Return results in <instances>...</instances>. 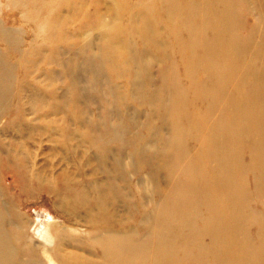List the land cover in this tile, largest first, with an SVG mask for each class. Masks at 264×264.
Wrapping results in <instances>:
<instances>
[{"label": "bare ground", "instance_id": "1", "mask_svg": "<svg viewBox=\"0 0 264 264\" xmlns=\"http://www.w3.org/2000/svg\"><path fill=\"white\" fill-rule=\"evenodd\" d=\"M159 1L137 9L103 0L100 28H112L113 38L103 35L101 44L85 43L87 49H100L89 51L83 64L93 80L101 79L97 98L103 118L89 120L92 130H100L95 151L102 156L106 177L119 179L118 191L123 192L128 175L139 166L132 161L154 146L148 144V131L126 137L136 123L133 118L126 131L117 127L119 110L113 104L118 80L126 78L128 95L135 100L127 113L143 119L144 109L153 108L154 85L160 82L149 69L148 43L157 48L153 54L158 60L166 56L159 50L163 43L158 44L165 39L172 59L161 76L169 84L161 92L160 134L167 128L170 138H161V150L155 151L164 160L155 166L149 159L147 174L136 178L142 216L149 222L146 233L136 238L103 221L105 231L100 228L94 235L103 262L82 264H264V0H161L158 9ZM124 21V27L118 25ZM0 37L7 38L1 32ZM110 65L119 69L109 73L110 80L102 79ZM72 74L86 103L81 122L89 116L95 94L78 86L76 70ZM8 75L0 72L1 79ZM142 123L145 130L152 125L149 119ZM132 142L130 149L126 144ZM151 191L158 196L154 202ZM10 215L0 203V264H19L21 258L12 243ZM43 238L51 242L45 233ZM29 264L37 263L32 258Z\"/></svg>", "mask_w": 264, "mask_h": 264}, {"label": "rangeland", "instance_id": "2", "mask_svg": "<svg viewBox=\"0 0 264 264\" xmlns=\"http://www.w3.org/2000/svg\"><path fill=\"white\" fill-rule=\"evenodd\" d=\"M150 1L108 3L139 9ZM160 1L158 9L163 8ZM104 7L103 0H0V32L7 36L0 37V72L9 73L6 79L0 78V203L13 218L9 225L12 243L21 256L19 264H29L32 258L37 264L103 262L94 239L98 229L105 231L103 221L115 229H126L136 238L144 235L149 226L142 216L141 190L136 178L141 172L147 174L149 159L155 166L163 162L155 151L161 150V138H170L167 128L160 134L161 92L169 84L161 76L172 59L168 55L170 48L165 39L158 41L159 45L163 43L159 50L166 56L155 60L153 52L157 48L148 43L149 69L160 82L154 85L153 91L158 94L152 98L153 108L144 109L143 119L127 113V107L134 109L135 100L128 95L126 78L121 76L118 80L113 104L119 110L117 127L126 131L133 118L136 123L133 130L129 127L126 137L139 138L148 131L152 136L148 144L154 146V150L146 149L143 157L132 161L140 167L128 175V193L118 191L121 181H110L103 172L105 165L100 168L102 156L99 150L95 151L100 130H92L89 122L103 118L97 98L101 79L93 80L90 70L83 65L89 51L100 52L85 48L87 41L101 44L103 35L108 40L113 38L112 28L106 32L100 28L99 11L104 12ZM118 25L124 27L125 21ZM135 25L139 27V22ZM119 31L124 33V29ZM95 61L99 63V56ZM105 67L102 79L110 80L109 73L119 69L113 65ZM75 70L81 78L78 86L95 94L88 105L89 116L81 122L86 103L82 102L84 98H80L73 79ZM146 119L152 125L145 130L138 123ZM135 144L126 145L132 149ZM150 195L151 202L158 198L153 191ZM29 247L35 250V256L29 254Z\"/></svg>", "mask_w": 264, "mask_h": 264}]
</instances>
